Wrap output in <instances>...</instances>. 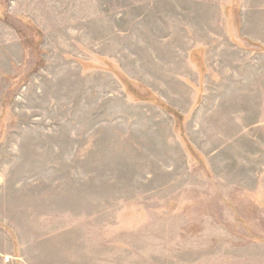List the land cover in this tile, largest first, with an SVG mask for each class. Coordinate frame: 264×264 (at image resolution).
I'll return each instance as SVG.
<instances>
[{
  "label": "rangeland",
  "instance_id": "374dc122",
  "mask_svg": "<svg viewBox=\"0 0 264 264\" xmlns=\"http://www.w3.org/2000/svg\"><path fill=\"white\" fill-rule=\"evenodd\" d=\"M0 264H264V0H0Z\"/></svg>",
  "mask_w": 264,
  "mask_h": 264
}]
</instances>
